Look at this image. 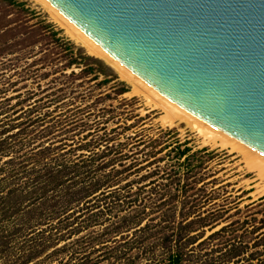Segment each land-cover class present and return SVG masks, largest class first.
<instances>
[{
    "label": "rangeland",
    "instance_id": "1",
    "mask_svg": "<svg viewBox=\"0 0 264 264\" xmlns=\"http://www.w3.org/2000/svg\"><path fill=\"white\" fill-rule=\"evenodd\" d=\"M17 1L22 5L0 0V119L10 123L13 120L7 118L18 114L15 120L21 123L11 130L23 127L16 139L7 138V144L12 146L9 149L14 154L12 163L19 160L18 152L14 151V140L21 142L20 154L33 144L36 147L48 146L49 152L38 162L47 161L51 167L60 166L58 162L65 164L64 179L60 184L63 189L84 188L95 178L106 180V177L110 185L70 202L57 192L48 193L52 195L47 197V207L39 206V198L27 196L17 213L0 217V224L19 227L8 245L15 247L29 243L31 234L39 228L48 229L50 224L61 222L67 224L61 230L78 226L79 231L71 230L68 237L55 244L64 242L68 245L64 253L55 252V259L57 256L63 260L83 258V254L97 244L85 246L84 238L76 243V236L100 232L118 220L119 215L133 211L130 201L136 204L141 200L143 203L144 199L152 197L147 195L148 187L166 188L169 174L180 173L182 176L183 167L171 163L173 150L170 147L177 141H185L190 150L200 148L195 161L200 163L193 167L194 176L199 177L195 187L200 186V189L192 194L189 190L179 192L177 202L169 204L168 207L175 212L174 223H177L181 209L185 211L187 208L194 214L185 220L196 216L205 217V222L212 218L217 220L211 226L208 223L188 231L185 236H193V241L190 242V238L186 248L194 247L193 254L201 253L203 247L200 248L196 242L229 222L223 235L230 234L234 227L233 232L239 234L246 245L236 261L235 256L224 264H240L244 257H250L252 263L262 259L264 264V242L253 244L260 235L258 232L264 230V175H258L250 167L244 152L228 145L206 142L187 120L168 119L161 102L156 105L153 98L135 90L132 82L119 74L111 60L90 52L41 2ZM118 80H122L128 89L119 92L121 81ZM57 93L61 95L55 96ZM202 146L205 150L201 149ZM7 157L0 155V162ZM150 170H153L152 174L147 173ZM74 171L77 175L72 174L71 177L70 173ZM21 178L8 175L6 171L1 184L20 187L23 184ZM139 187L142 189L136 194L131 192ZM27 204L35 210V216L30 217L23 210ZM155 212L148 213L140 224L152 214L153 222L161 219L160 213ZM87 216L91 218L89 224L83 223ZM260 219H263L261 227ZM198 230H201L200 234ZM123 233L128 234L126 231ZM222 238H210L205 248L218 246ZM106 242L109 244L110 237ZM171 243H175L174 239ZM229 245L227 241V245L213 255L220 254ZM51 248L38 255L36 264L55 261L48 252ZM76 249L80 251H73Z\"/></svg>",
    "mask_w": 264,
    "mask_h": 264
},
{
    "label": "water",
    "instance_id": "2",
    "mask_svg": "<svg viewBox=\"0 0 264 264\" xmlns=\"http://www.w3.org/2000/svg\"><path fill=\"white\" fill-rule=\"evenodd\" d=\"M172 102L264 154V0H49Z\"/></svg>",
    "mask_w": 264,
    "mask_h": 264
},
{
    "label": "trees",
    "instance_id": "3",
    "mask_svg": "<svg viewBox=\"0 0 264 264\" xmlns=\"http://www.w3.org/2000/svg\"><path fill=\"white\" fill-rule=\"evenodd\" d=\"M7 1L17 5H22L21 1ZM112 75L115 76L114 73ZM103 80H105V78ZM118 81H121V85L118 88L119 92L128 89V86L125 85L122 80ZM59 95H61V93H57L55 96ZM29 108L30 107H28L27 110H29ZM17 115L18 114L13 115L11 118H7L8 120H13L10 123H7L4 118L0 119V155H8L6 160H2L0 162L1 218L9 216V214L11 215L17 213L21 202L27 196L30 197L33 195V198H39V206L44 205V207H47V197L52 195H48V193L57 192L63 199L65 198V201L70 202L71 199L77 200L79 197L88 196L96 190L110 185V182L108 183L109 180L107 181L106 177V180L95 178L93 181L89 182V184L84 186V188L78 186L75 188L72 187L63 189L60 184L64 179L65 164L63 162H58L60 166L51 167L47 161L41 164L38 162L42 156H45L49 152L48 146L36 147L37 145L33 144V146L28 148V151L25 150L20 154L18 150H20L19 146L21 142L20 140H14L13 143L16 145V149H14V151L18 152L17 156L19 157V160L12 163L11 158L14 154H12V150L9 149V147L12 148V146L7 144V138L16 139V135L23 130V127H18L13 131L11 130L13 127H17V125L21 123V121L15 120ZM166 130L172 132L169 128ZM201 149L205 150V146H202ZM170 150H173V159L171 163L179 164L178 166L183 167L184 173L182 176H179L180 173L169 174L167 180L168 182H165L166 185L168 184L166 188L161 189L159 186L156 188L154 185L148 187L147 190H149V192H147V195H152V197L144 199L143 203H141V200L137 201L136 204L130 201V208H132L133 211L129 214L126 213L119 215L118 220L115 219L111 222V225L107 228H102L100 232L88 233L84 236H76L74 239V241H77L76 243L84 238L83 244L85 246L97 244L95 248L86 251L83 254V258L81 256L74 260L67 258L63 260L62 257L57 256V260L55 259V252L58 251V253H64V251L68 249V245H65L64 242L57 246H55V244L59 240H63L64 237H68L71 230L79 231L78 226H70L69 230H67L68 228L61 230L63 227H66L67 224H63L61 222L57 225L50 224L48 229L39 228L36 230L38 232H33L29 238V243L22 242L24 244H19L15 247L13 245L11 247V245H8V242L13 240L15 230L19 227L15 226L16 228H12L13 225L8 227L0 224V264H36L38 255L51 247L52 248L48 252L52 259H55V261L51 264H116L117 262L119 264H224L227 260L235 256L236 257L234 259L236 261V258H238L237 255L240 256V254L244 252L243 247L246 243L241 241L239 234L233 232L234 227H232V229L230 228V234H226L225 236L223 235L224 231H226L227 224H230L229 222L222 224L217 229L211 231L204 238H201L196 242L200 248L203 247L201 253L193 254L194 247L186 248L190 238H192L190 242L193 241V236H185L188 231L195 230L199 226L208 223L209 226H211L217 220L214 218V220H216L214 221L212 218L210 222H205L206 218L201 216L185 220L194 212L193 210L187 208L185 211L181 209L182 212L180 213L179 219L176 224L174 223L175 212L168 206L174 201L177 202L179 192H185L186 190H189L191 194L198 192L200 186L195 187V182H197L199 177L194 176L195 170H193V167L195 165H199L200 162H195L197 161V150H190V146L185 144V141L175 142V144L170 147ZM8 152L10 154H8ZM58 161H60V159ZM72 164L76 165L74 162ZM104 164L101 165L103 166ZM73 165L71 167H74ZM67 166H69V163ZM175 169L178 168L176 167ZM6 171L8 175H14L17 177L21 176V182L23 184L20 185V187L2 185L1 179L3 180V176L6 175ZM147 173L152 174L153 170H150ZM72 174L77 175L76 171H74V173H70L71 177H73ZM141 175L145 176L146 174ZM190 176L191 179H187V177ZM24 184L26 187L23 188ZM141 189L142 187H139L131 190V192L136 194ZM163 189H167L168 191L166 192ZM100 191L102 190L100 189ZM163 193H166L165 197H163ZM60 196L59 199H61ZM49 205L53 204L50 203ZM164 206H166V208H162ZM31 209L32 207L27 204L23 210H25L30 217H33L36 212ZM167 209L170 211H161H165ZM155 211L160 213L159 216H162L161 219L157 222H153L152 214L146 218V221L140 224L142 219L145 218L148 213H156ZM49 212L50 214L54 213L53 211ZM90 219L91 218L87 216L83 219V223L89 224ZM236 219L237 218H235L234 221H236ZM182 220L185 221L181 222ZM244 221L246 220H242V222ZM260 221L262 223L259 224V227L263 224V219H260ZM237 224L241 225V223ZM51 227L54 229L51 230ZM44 231H46V233ZM123 231H126L128 234L126 235ZM251 231H254V229ZM197 232L200 234L201 230H198ZM258 233L260 235L253 241V244L264 242V230H261ZM19 234L20 233H18V235ZM117 234L119 235L115 237ZM215 236L223 237L218 242L221 244L206 249V243H208L210 238H214ZM108 237H110L109 244L106 242ZM182 237H184V239H182ZM172 239H174L175 242L173 244L171 243ZM177 241L178 243H176ZM227 241L230 242L228 248L220 254L217 253V255L214 256V252L220 250L222 247H225L227 245ZM234 242H236V244ZM73 251L78 252L80 249ZM94 251H98V253L92 255ZM244 258L245 260L239 261L240 264L263 263L262 259L252 263V259L250 257Z\"/></svg>",
    "mask_w": 264,
    "mask_h": 264
},
{
    "label": "bare ground",
    "instance_id": "4",
    "mask_svg": "<svg viewBox=\"0 0 264 264\" xmlns=\"http://www.w3.org/2000/svg\"><path fill=\"white\" fill-rule=\"evenodd\" d=\"M44 5L47 10L59 21L61 22L66 31L79 41H81L90 52H93L94 55H100L107 60H111L114 65H116L119 74L125 79L132 82V86L135 87V90H141L146 93L151 99L155 100V104L159 105L158 101L161 102L160 106L164 109L166 117L168 119L180 118L187 120L201 135L204 137L206 142L213 144L219 143L222 146H231L234 149L243 151L246 160L250 167L254 168L258 175H264V154L258 152L252 147L248 146L244 142L238 140L237 138L227 134L221 129L216 128L210 123L206 122L199 116L193 114L192 112L182 108L175 102H172L165 95L158 92L145 80L140 78L134 72L123 66L118 62L113 56H111L105 49L98 45L92 38L87 36L78 26H76L72 21H70L57 7H55L49 0H38ZM111 63V62H110ZM248 153V154H247Z\"/></svg>",
    "mask_w": 264,
    "mask_h": 264
}]
</instances>
